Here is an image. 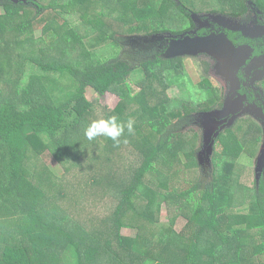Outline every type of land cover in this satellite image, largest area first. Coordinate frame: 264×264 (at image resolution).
Instances as JSON below:
<instances>
[{"label": "trees", "instance_id": "16d2710c", "mask_svg": "<svg viewBox=\"0 0 264 264\" xmlns=\"http://www.w3.org/2000/svg\"><path fill=\"white\" fill-rule=\"evenodd\" d=\"M248 1L30 0L33 10L23 0H0V264H264V167L239 162L260 144L262 128L248 117L241 130L238 121L222 129L208 179L201 175L195 133L183 128L194 113L211 111L217 95L205 77L194 97L182 57H168L161 41L166 33L197 36L194 13L237 18ZM251 1L264 14V0ZM225 31L239 44L238 31ZM89 33L104 44L92 47ZM107 93L119 97L113 109L100 101ZM112 111L118 122L134 120V133L125 128L119 145L107 137L89 141L87 125ZM124 144L142 157L140 165L109 203L100 195L88 200L89 216L105 205L112 212L74 226L49 196L60 179L46 168L48 159L73 168L90 148L103 145L109 155ZM92 177H102L92 187L105 185L103 175ZM164 202L170 220L159 227ZM242 205L246 212L236 210ZM179 217L185 224L176 230ZM123 228L136 233L126 236Z\"/></svg>", "mask_w": 264, "mask_h": 264}, {"label": "rangeland", "instance_id": "374dc122", "mask_svg": "<svg viewBox=\"0 0 264 264\" xmlns=\"http://www.w3.org/2000/svg\"><path fill=\"white\" fill-rule=\"evenodd\" d=\"M23 1L30 8L36 10V7L31 5L32 2H29L30 0ZM2 11L0 8V15ZM50 13L54 19L58 20L55 13L52 11ZM262 13L251 0L248 1L244 15L237 18L221 13H194L192 17L196 30L191 32V34L199 35L200 33L197 31L202 28L206 29L203 31L205 34L178 38L177 35L166 33L161 39V41H164V45L168 42L166 48L168 57H182L180 65L184 67L185 75L188 76V78L185 76V83L187 88L190 89V93L194 97L200 96L202 94L199 90L200 81L208 77L212 81L213 89L217 95L210 104L213 107L211 111H208V113H194L195 120L193 118L192 124L190 123V125L183 128V130L187 129L191 136L195 133L193 137L195 138V147L198 150V163L201 166L200 174L207 179L212 169V144L218 133L222 129L231 126L235 121H238L236 125L240 127V130L245 128L248 123L246 118L248 117L254 121L256 120L261 126L263 133L260 144L262 145L259 149L260 144H257L255 151L253 153L249 152L248 158L243 160L241 158L240 162L255 170L264 167V61H260L264 57V14ZM45 23L47 21L43 22L42 26L38 25L35 28L34 34L36 37L43 34ZM136 23L135 21L134 24ZM81 29L84 30L83 27ZM225 29L238 31L235 32L234 36L236 41H240L239 44L234 43ZM120 30L122 32L129 31L128 29H122V27H120ZM137 31H140L136 33H139L137 36L142 37L141 39L148 38L144 37L146 36L145 30ZM132 36L126 38L137 39ZM245 39L247 43H243ZM250 40L256 41L257 44L251 45ZM86 41L93 44L92 47L95 48L104 44L102 39L99 41L97 35L93 37L92 33H89ZM257 45L259 47H255ZM136 77L138 75L134 76L135 79ZM93 96L95 95L91 97ZM100 101L113 109L118 103L119 97L115 94L107 93ZM113 116L117 118L114 111L110 113L109 117ZM242 120L247 122H242ZM128 148L125 144L121 145L119 152L115 151L109 155L106 154L103 145L95 151H91L92 148H90V155L87 156L84 153L85 155L77 160L78 164L80 163L78 167L73 168L71 165H67L69 166L67 168L54 162L51 158L48 159L46 168L60 179L58 185L49 189L51 193L49 196L54 203H60L57 206L62 207L63 211L70 213L71 222H76L74 226L79 225V223L82 224V220L85 222L83 216L90 217L93 223H99L98 218H107L110 215L112 209L107 208V205H105L102 209H95L94 214L89 216L87 208L90 202L88 203V200L91 201L100 195L101 198H105L107 203H109L122 178H127L131 174V170L140 165L142 157L130 155L127 151ZM88 160L90 161V167L86 162ZM99 175L104 176L106 183L104 186L94 188L92 187V182H97L100 179L102 183V177L94 178L92 176ZM145 180L147 183L149 179ZM150 184L153 188H156L153 182ZM70 185H77V187L75 190H69ZM63 189H66V191H62ZM56 191L60 192L55 195ZM79 197L80 200L78 201ZM48 202L51 203L49 200ZM47 207L49 206L47 205ZM236 210L246 212V205L238 206ZM170 214L171 209L168 203L164 202L157 225L159 227L161 225L168 226ZM88 222L90 223V221ZM184 224L185 220L179 217L176 220L175 229L181 230ZM78 231L80 234L87 233L79 228ZM134 232L133 229H122V233L126 236L132 235ZM244 242L247 243L246 240ZM244 264H257V258H253Z\"/></svg>", "mask_w": 264, "mask_h": 264}, {"label": "clouds", "instance_id": "9594fccd", "mask_svg": "<svg viewBox=\"0 0 264 264\" xmlns=\"http://www.w3.org/2000/svg\"><path fill=\"white\" fill-rule=\"evenodd\" d=\"M125 128L129 134L134 133V120L129 119L127 123L118 122L116 117L100 118L92 120L85 128V136L89 141L97 137H107L114 144L119 145L120 137L124 134ZM125 142H127L125 140Z\"/></svg>", "mask_w": 264, "mask_h": 264}, {"label": "crops", "instance_id": "0c3cea01", "mask_svg": "<svg viewBox=\"0 0 264 264\" xmlns=\"http://www.w3.org/2000/svg\"><path fill=\"white\" fill-rule=\"evenodd\" d=\"M36 7V6H35ZM261 145L262 144H260V147H259V149L261 148ZM259 152V151H258ZM248 156H249V154L247 153V152H244V153H242V155L240 156V158H239V162L241 161V160H243V159H246V158H248ZM258 156V155H257ZM242 158V159H241ZM241 159V160H240ZM240 163H242V162H240ZM243 164V163H242Z\"/></svg>", "mask_w": 264, "mask_h": 264}, {"label": "flooded vegetation", "instance_id": "af4514ba", "mask_svg": "<svg viewBox=\"0 0 264 264\" xmlns=\"http://www.w3.org/2000/svg\"><path fill=\"white\" fill-rule=\"evenodd\" d=\"M234 38H235V36H234ZM249 42H251V45H252V42H254V40L252 41V40H250ZM239 43V42H238ZM243 43H247V40L245 39V41L243 42ZM255 43L257 44V42L255 41ZM256 44H254V45H256ZM259 44V43H258ZM258 46V45H257ZM259 47V46H258ZM260 61L261 62H263L262 61V59H260Z\"/></svg>", "mask_w": 264, "mask_h": 264}, {"label": "water", "instance_id": "95a60500", "mask_svg": "<svg viewBox=\"0 0 264 264\" xmlns=\"http://www.w3.org/2000/svg\"><path fill=\"white\" fill-rule=\"evenodd\" d=\"M262 61H264V57L262 58Z\"/></svg>", "mask_w": 264, "mask_h": 264}]
</instances>
